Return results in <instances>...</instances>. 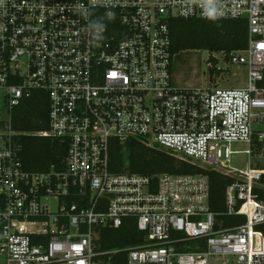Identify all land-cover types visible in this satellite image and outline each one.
<instances>
[{"label":"built area","instance_id":"2783aa9c","mask_svg":"<svg viewBox=\"0 0 264 264\" xmlns=\"http://www.w3.org/2000/svg\"><path fill=\"white\" fill-rule=\"evenodd\" d=\"M217 19H246L248 46L211 53L210 76L247 69L245 86H179L173 18L209 19L192 0H0V256L6 264H264V0H219ZM104 25L96 38L90 25ZM223 62V64H222ZM211 69L215 70L211 75ZM218 72V73H217ZM49 97V129L67 140L62 168L30 171L13 109L35 90ZM137 139L204 170L232 176L211 210L206 173L115 172L112 140ZM244 142L245 150H234ZM263 144L262 148L260 145ZM135 218L142 242L102 249L104 228Z\"/></svg>","mask_w":264,"mask_h":264},{"label":"trees","instance_id":"16d2710c","mask_svg":"<svg viewBox=\"0 0 264 264\" xmlns=\"http://www.w3.org/2000/svg\"><path fill=\"white\" fill-rule=\"evenodd\" d=\"M172 53L175 57L184 51L207 50L213 52H231L248 46V23L246 19H200L173 18L170 21ZM215 70L211 69V75ZM218 73V72H217ZM12 124L21 134L15 137L20 146V158L30 171H46L55 165L62 168L68 154L67 140L52 136L35 135V131L49 129V97L44 90H35L30 97L13 109ZM263 144L260 145L262 148ZM111 168L115 172H136L146 175L159 173H206L211 184V210L232 225L244 219H235L228 215L225 195L226 188L235 179L223 173L204 170L157 147H150L137 139L121 143L112 140ZM262 187L256 188L264 198V174ZM144 234L137 228L135 218L125 219L120 228L107 227L102 230L99 245L102 249H121L142 242ZM113 264H129L127 253L116 254Z\"/></svg>","mask_w":264,"mask_h":264},{"label":"rangeland","instance_id":"374dc122","mask_svg":"<svg viewBox=\"0 0 264 264\" xmlns=\"http://www.w3.org/2000/svg\"><path fill=\"white\" fill-rule=\"evenodd\" d=\"M213 56L220 57L219 52ZM210 53L207 50H190L180 53L173 61V80L179 86H208L219 84L222 87L245 86L247 84V69L240 66H230L219 76H210L208 71V59ZM223 64V62H222ZM255 127L264 128L263 125L256 124ZM234 150H245L248 145L244 142L234 143ZM257 155L249 157L245 152L235 154L231 160V166L238 169H245L249 166V160L252 166L257 164L262 166L264 156L258 149L254 152ZM0 264H6L4 256H0Z\"/></svg>","mask_w":264,"mask_h":264},{"label":"clouds","instance_id":"9594fccd","mask_svg":"<svg viewBox=\"0 0 264 264\" xmlns=\"http://www.w3.org/2000/svg\"><path fill=\"white\" fill-rule=\"evenodd\" d=\"M192 3L200 4L204 8V15L210 20H216L219 16L223 15L218 7L219 0H192ZM89 27L94 30L96 38H100V33L103 31L104 25L97 21Z\"/></svg>","mask_w":264,"mask_h":264}]
</instances>
